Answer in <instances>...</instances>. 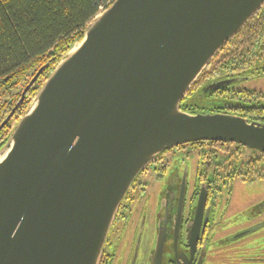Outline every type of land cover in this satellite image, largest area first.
Returning a JSON list of instances; mask_svg holds the SVG:
<instances>
[{
  "label": "water",
  "instance_id": "1",
  "mask_svg": "<svg viewBox=\"0 0 264 264\" xmlns=\"http://www.w3.org/2000/svg\"><path fill=\"white\" fill-rule=\"evenodd\" d=\"M263 6L115 0L98 15L0 150V264H100L123 201L165 152L220 142L264 154L263 123L181 110Z\"/></svg>",
  "mask_w": 264,
  "mask_h": 264
},
{
  "label": "flooded vegetation",
  "instance_id": "2",
  "mask_svg": "<svg viewBox=\"0 0 264 264\" xmlns=\"http://www.w3.org/2000/svg\"><path fill=\"white\" fill-rule=\"evenodd\" d=\"M229 82L215 83L205 92L215 91L213 97L222 98L238 91L224 89ZM5 101L0 98V146L24 116L23 113L10 125L22 102L2 118ZM228 105L230 111L225 108ZM225 107L220 113L245 116L248 111L239 103ZM198 144L201 149L196 153L195 181L192 187L185 185L184 196L183 179L190 176V166H175L168 172L170 163L165 160V153L148 168L157 174L156 184L162 187L157 201L148 197L141 200L149 182H143L142 175L139 177L120 207L100 264H264V201L262 211H247L244 219L240 218V211L230 213L235 191L243 192L250 184L264 182L259 172L264 154L232 143ZM187 146L191 144L178 149ZM169 155L174 156L171 152ZM240 177L244 182L237 184L244 185L235 188ZM135 192L140 194L137 200Z\"/></svg>",
  "mask_w": 264,
  "mask_h": 264
},
{
  "label": "trees",
  "instance_id": "3",
  "mask_svg": "<svg viewBox=\"0 0 264 264\" xmlns=\"http://www.w3.org/2000/svg\"><path fill=\"white\" fill-rule=\"evenodd\" d=\"M114 1L0 0V93L7 95L1 108L6 110L1 114L2 118L21 102L24 90L44 68L9 124L13 125L25 114L37 92L71 51L74 42L83 40L88 25ZM262 55L264 6L211 61L184 98L181 110L192 115L214 114L222 112L228 103H239L248 109L241 117L264 124L263 96L241 90L218 98L213 97L215 91L205 92L209 86L223 80L231 82L224 89L235 88L234 80L254 76L261 69L264 71V68H254ZM33 71L34 75L29 78ZM19 87L22 88L20 91ZM8 139L1 144L0 150ZM199 145L191 144L195 150Z\"/></svg>",
  "mask_w": 264,
  "mask_h": 264
},
{
  "label": "rangeland",
  "instance_id": "4",
  "mask_svg": "<svg viewBox=\"0 0 264 264\" xmlns=\"http://www.w3.org/2000/svg\"><path fill=\"white\" fill-rule=\"evenodd\" d=\"M104 11V9L101 10L100 14H102ZM99 14V15H100ZM81 44L80 40H76L71 48V50L77 48L79 45ZM254 68H264V55H262L260 58H258L256 60V63L254 65ZM34 75V71L32 72V74L29 76L32 77ZM24 85V84H23ZM235 88L238 89V91L244 90L250 93H255V94H262L264 95V71L258 70L256 71L254 76H248L246 78H240L239 82H237L236 84H234ZM22 88L19 87L18 91H20ZM0 98L2 99H7V95L6 93H0ZM34 99V98H33ZM15 128V127H14ZM200 147L198 149L195 150L194 147L192 146H187L184 149H178V151L173 152L170 151L171 153H173L174 156H170V152L166 153L164 158L165 160L169 161V170H167L168 172L170 171V169L174 168L175 166L182 168L183 166H190V170H191V174L189 177L186 178V184H190V187L193 186L194 181H195V174H196V170H197V161H198V157L196 155L197 152L200 151ZM234 150V148L232 149ZM223 152L225 153H229L230 151L228 150H223ZM188 155V156H187ZM256 156H260V155H256ZM173 157L172 162H170V159ZM232 157V156H231ZM261 164H263V167L261 169V174L264 176V157L261 159ZM250 167H254V165L250 166ZM157 174H154L153 171L147 169L145 172H143L142 174V181L143 182H149V187H148V191H142V193H144V198H142L141 200H145L146 197L157 201L158 200V193L161 191L160 188V183L156 184V179L155 176ZM244 178H238L236 181V186L240 187L242 185L237 184V183H243ZM255 181V180H254ZM253 181V182H254ZM157 186V187H156ZM143 187V186H142ZM134 195V194H133ZM135 199L137 200L138 197H140L139 192H135ZM264 201V182H259V183H254V184H250L248 186H246V189L244 187L243 192L242 191H235L233 194V200L231 202V208H230V213H237L239 212L240 214V218L244 219L245 217H247V214H245L247 211H251V210H261L262 211V202ZM235 206V207H234ZM240 207V208H239ZM242 213V214H241ZM233 214H230L233 215ZM228 221L226 220V223ZM144 237V236H143ZM128 238V236H127ZM127 238L125 239V241H127ZM130 239V236H129ZM144 242V239H143Z\"/></svg>",
  "mask_w": 264,
  "mask_h": 264
}]
</instances>
